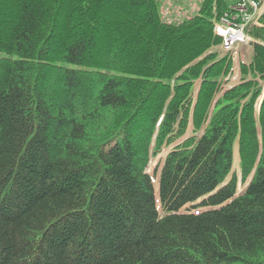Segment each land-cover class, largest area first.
<instances>
[{"label": "trees", "instance_id": "16d2710c", "mask_svg": "<svg viewBox=\"0 0 264 264\" xmlns=\"http://www.w3.org/2000/svg\"><path fill=\"white\" fill-rule=\"evenodd\" d=\"M214 6L0 0V264H264V13L226 87Z\"/></svg>", "mask_w": 264, "mask_h": 264}, {"label": "built area", "instance_id": "2783aa9c", "mask_svg": "<svg viewBox=\"0 0 264 264\" xmlns=\"http://www.w3.org/2000/svg\"><path fill=\"white\" fill-rule=\"evenodd\" d=\"M197 1V0H194ZM264 0H232L229 8L215 18V30L223 38V48L230 49L236 43H247L246 28L257 23ZM165 14L168 8H165Z\"/></svg>", "mask_w": 264, "mask_h": 264}, {"label": "rangeland", "instance_id": "374dc122", "mask_svg": "<svg viewBox=\"0 0 264 264\" xmlns=\"http://www.w3.org/2000/svg\"><path fill=\"white\" fill-rule=\"evenodd\" d=\"M237 55L239 57H238V59L234 60V64H233V68H232V70H233L232 72H233L234 76L236 77V79L233 81H238V79H240V78H238V76H239L238 63H239V61L248 62V60L250 59V55H251V46L249 47V45H240L239 50L237 51ZM229 84L230 83L223 84V86H227ZM235 150H236V147L234 146V151ZM166 153H167V150H164L161 154H159L156 158L152 159L150 162L148 172L150 174H152V176H154V185H156V180H155V175L153 174L154 173L153 169H157L160 166V163H161L162 159L165 157ZM155 189H156V187H155ZM156 197H157V192H156Z\"/></svg>", "mask_w": 264, "mask_h": 264}]
</instances>
